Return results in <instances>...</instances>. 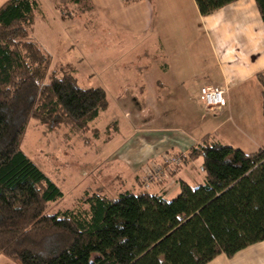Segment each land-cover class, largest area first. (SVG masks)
Returning <instances> with one entry per match:
<instances>
[{
  "label": "trees",
  "instance_id": "trees-1",
  "mask_svg": "<svg viewBox=\"0 0 264 264\" xmlns=\"http://www.w3.org/2000/svg\"><path fill=\"white\" fill-rule=\"evenodd\" d=\"M237 1L195 0L203 17ZM255 2L264 22V0ZM38 15L40 0L0 8V256L15 264H209L264 242V144L246 154L209 136L184 159L203 160L204 184L181 180L171 200L94 192L80 209L49 211L65 194L23 150L30 121L82 132L110 102L104 89L80 86L74 65L51 71L53 56L33 37ZM257 78L264 115V74ZM106 131L112 140L118 127Z\"/></svg>",
  "mask_w": 264,
  "mask_h": 264
},
{
  "label": "crops",
  "instance_id": "crops-1",
  "mask_svg": "<svg viewBox=\"0 0 264 264\" xmlns=\"http://www.w3.org/2000/svg\"><path fill=\"white\" fill-rule=\"evenodd\" d=\"M8 1L0 0V8ZM41 1L50 5L53 18L49 25L54 30L66 28L68 34L75 33L81 37L84 29H75L71 24L76 22L62 17L57 8L59 0ZM81 1L90 6L82 8L80 16L92 17L95 21L93 37L90 36L97 52L93 61L116 67L118 62L123 64L122 59L133 63V59L140 55L145 57L144 72L138 69L134 71L133 68L125 73L127 78L124 77L123 81L130 82L123 84L121 90H126V103L118 102L114 114L110 119L104 118L102 124L98 121L101 116L96 120L100 132H105L112 122L119 124L117 134L103 152L106 154L103 157L105 162L111 159L120 145L133 140L145 126V141L142 140L141 144L145 162L136 166L135 172L132 167L136 162L126 164L128 179L133 180V189L144 190L140 183L144 168L151 163H160L166 155L183 154L187 158L191 148L207 136L211 142L221 144L214 135L233 121V117L238 122L253 126L250 117H246L256 107L255 98L262 97L263 87L257 77L264 74V22L255 0H238L208 17L200 14L195 0H137L133 3H126L125 0H77V4ZM101 32L108 41L109 51L116 52L108 51ZM200 34L206 36L207 41L203 40L204 37L199 40ZM81 39L85 43V37ZM123 43H127V48L121 52L118 45ZM47 49L54 54L51 47ZM84 50L86 55V48ZM206 86L226 89V108L210 111L203 106L201 89ZM175 99H180V110L187 115L182 119L184 124L181 127L163 128L158 140L149 138L158 130L154 125L158 120V109L162 104L172 106ZM119 105H127L125 115L119 116ZM130 106L136 108L135 114L143 117L135 118L133 122L127 119L130 117L128 111H132ZM222 113L230 117L223 120ZM210 125L213 126L212 130L205 136L195 132ZM196 164L201 170L203 160H190L184 168L175 172L176 184L165 179L149 192L160 193L171 200L179 195L181 180L193 188L204 184L205 174L202 173L201 177L195 171ZM4 258L0 256V262L5 264L7 261ZM209 264H264V242L246 248L232 259L220 255Z\"/></svg>",
  "mask_w": 264,
  "mask_h": 264
},
{
  "label": "rangeland",
  "instance_id": "rangeland-1",
  "mask_svg": "<svg viewBox=\"0 0 264 264\" xmlns=\"http://www.w3.org/2000/svg\"><path fill=\"white\" fill-rule=\"evenodd\" d=\"M41 4L43 15H38L36 17L33 37L52 56H54V54L56 55L54 57L55 59H53L51 71L58 70L68 64L74 65L77 70H79L78 79L80 86L87 89L102 87L106 91L110 107L107 111L101 112L100 114L101 117L98 121L102 124V120H104V118L110 119L112 114H114L113 111H116V104L118 105V102L126 103L124 100V98H127L124 96L126 90H121L123 84H130V82L128 80L123 81V78H127L126 74L128 70L133 68L134 71L138 69V71L142 70V72H144L145 57L140 55L138 57L139 59H133V63L122 59L123 64L118 62L116 67L108 65L106 62L93 61L92 58L94 53L97 52L93 47L94 42L93 39H90V36L93 37L95 21L92 20V17L82 18L80 16L81 9L88 8L90 4L84 1L77 4V0H59V4L57 5L62 12L63 9L73 12V17L71 19H64L70 20V22H76L71 24L75 27V29H84L83 34L80 36L85 37V43L82 41L81 37L79 38L77 35H74L75 33L68 34L66 28L54 30L49 25V23L51 24L53 18L50 15V5L47 4L46 1H41ZM77 5L80 6L78 7ZM100 35L109 51V46H107L108 41L105 40V34H102L101 32ZM198 37L199 40H201L204 36L200 34ZM52 38L56 41H53ZM203 40L207 41L206 36ZM184 44L186 45V43ZM118 46H120L121 52H123L127 48V43H123ZM47 47H51L54 54H52ZM85 48L86 55L84 50ZM109 52L116 51L111 50ZM140 53L141 51H139V54ZM121 75H123V77ZM117 78H119V81ZM138 99L142 101L141 98ZM255 99L256 107L251 110L246 117V119L250 117L253 121V126L247 125L246 122H238V119L233 117V121H229V124H226L223 129L214 135L216 139L218 138L217 140L221 142V144L240 149L246 154L257 152L263 146V98L259 97V99ZM179 100L180 99H175V104L172 106H167V104H162L160 106L158 109V120L154 123L159 131L157 130L153 135L148 136L149 138L158 140V134L163 132V128L181 127L184 124L182 119L187 115L184 113V110L181 112V103ZM119 108L121 109V112L120 110L118 112L119 116L125 115L127 105H119ZM131 110L132 111H128L130 117H127V119H130L132 122L135 118L141 119V117H143L141 114L137 115L134 113L137 111L135 107L131 108ZM232 115L234 116V114ZM236 116L237 115L235 113V117ZM221 117L223 120H226L230 116L222 113ZM95 122L90 124L87 130L78 132L74 131L71 126L67 125H59L54 128H50L42 125L36 120L30 121L25 140L23 142V150L37 164V166L61 188L65 194L62 201L50 206L49 211L51 213L60 211L63 212L68 209H80L81 201L84 199L86 193L98 192L103 195L114 197L127 190L134 192H143L147 190L144 182L142 181L140 183L144 189L143 191L133 189V180L128 179V170L126 167V164L131 165L136 162V164L132 167L135 172L136 166L145 162V159L142 158L145 156V153L141 150V144L143 143L142 140L145 141V133L147 131L145 130V126L139 130L133 140L129 141L126 145H120L111 159L105 162V158L103 157H105L106 154H103V152L114 138L112 140L110 139V141L108 137L111 135V132H100L97 128L99 123ZM111 125H116L119 128V124L117 122H112L109 126ZM212 127V125L208 128H205L204 126L200 131L195 130V132L205 136L211 132ZM123 131L124 135H126V127L123 128ZM165 134H167V131ZM175 156H181V154ZM163 162L164 161L162 160L160 163L151 164L162 165ZM185 164L186 163L184 162L180 166L174 167L172 173L165 179H167L169 183L174 182L176 184L177 180L175 179V172L184 168ZM194 168L200 176L202 173L205 174L202 169H199L198 164H196ZM144 175L145 174L143 173V179ZM195 177H193V179L197 180ZM160 184L162 183L154 184L149 190H152L155 185ZM1 259L0 261H2ZM4 259L7 261L5 264H15L9 259V261L6 260V257ZM0 264H4V262H0Z\"/></svg>",
  "mask_w": 264,
  "mask_h": 264
},
{
  "label": "built area",
  "instance_id": "built-area-1",
  "mask_svg": "<svg viewBox=\"0 0 264 264\" xmlns=\"http://www.w3.org/2000/svg\"><path fill=\"white\" fill-rule=\"evenodd\" d=\"M226 89L218 86H206L201 89V102L203 106L210 111H219L227 107L225 98ZM186 157L167 155L163 159L162 165L149 164L144 170V179L142 182L145 184L146 191L154 184L162 183L163 180L172 173L173 168L180 166L184 163L183 159Z\"/></svg>",
  "mask_w": 264,
  "mask_h": 264
}]
</instances>
